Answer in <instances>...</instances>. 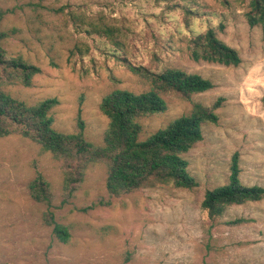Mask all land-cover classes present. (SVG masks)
<instances>
[{
  "label": "rangeland",
  "instance_id": "obj_1",
  "mask_svg": "<svg viewBox=\"0 0 264 264\" xmlns=\"http://www.w3.org/2000/svg\"><path fill=\"white\" fill-rule=\"evenodd\" d=\"M183 8L200 13L190 27ZM247 10L245 0H0V12H8L3 28L20 30L5 43L7 50L42 69L33 87L5 89L29 104L58 98L53 114L61 132H78L81 116L86 138L101 145L109 125L99 108L103 97L115 89L139 94L150 88L114 58L122 53L107 40L67 25L69 11L120 27L134 64L179 68L215 84L193 101L211 106L225 98L218 125L203 127L204 139L185 155L197 188H148L102 205L109 199L107 171L93 165L73 202L54 210L57 220L71 227L67 244L44 223L47 207L29 192L37 165L60 205L63 178L57 162L28 139L0 138V264H264V199L229 208L211 238L201 209L208 190L228 183L236 152L243 184L264 187V41L261 28L248 25ZM209 28L239 51L240 66L189 58L187 40ZM75 47L82 54L72 56ZM191 110L190 102L168 99L166 113L141 121L142 138ZM236 219L249 222L226 224Z\"/></svg>",
  "mask_w": 264,
  "mask_h": 264
},
{
  "label": "trees",
  "instance_id": "obj_2",
  "mask_svg": "<svg viewBox=\"0 0 264 264\" xmlns=\"http://www.w3.org/2000/svg\"><path fill=\"white\" fill-rule=\"evenodd\" d=\"M245 1L248 9L246 21L251 28H261L264 41V0ZM183 10L186 26L190 27V19L200 16V13L190 8ZM60 12L64 13L63 9ZM6 13L0 12V138L20 136L28 139L39 145L43 152L50 153L57 162L63 178L60 205H55L52 185L37 165L29 192L35 202L47 207L44 223L52 229L60 243L70 242L71 227L60 223L54 210L63 209L73 202L86 181L88 169L93 165L106 167L109 199L101 204L107 206L115 199L148 188L193 190L199 186L198 180L189 171L185 155L204 139L203 127L219 123L218 111L223 107L225 98H218L211 106L193 101L195 95L215 88L211 80L179 68L161 69L158 65L134 64L127 55L120 27L110 25L103 19L95 21L69 11L66 13L67 25L71 24L78 33L107 40L122 53L114 55V58L134 75L147 81L150 87L139 94L115 89L103 97L99 108L108 118L109 125L103 143L97 145L86 138L81 116L78 119V132L65 133L55 128L53 112L60 104L58 98L29 104L6 91V87L14 85L31 88L34 78L42 73L39 66L21 55H11L7 50L5 43L20 30L15 27L3 28ZM219 29L223 31L224 25L221 24ZM71 52L72 56H77L83 51L75 47ZM187 53L194 62L226 67H238L242 63L239 51L223 41L216 28L190 37L187 40ZM155 62H158V58ZM52 65L57 66L55 63ZM172 98L190 102L191 112L143 139L141 121L166 113L168 99ZM241 172L240 154L236 152L231 160L228 183L205 193L201 209L207 219L203 228L210 238L229 208L264 199V187L243 184ZM248 222L247 219H236L226 224L239 226Z\"/></svg>",
  "mask_w": 264,
  "mask_h": 264
}]
</instances>
